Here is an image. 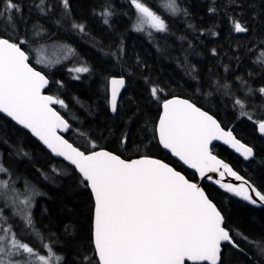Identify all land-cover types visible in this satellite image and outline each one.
<instances>
[{"label":"snow or ice","instance_id":"1","mask_svg":"<svg viewBox=\"0 0 264 264\" xmlns=\"http://www.w3.org/2000/svg\"><path fill=\"white\" fill-rule=\"evenodd\" d=\"M127 2L134 9L131 31L146 35L149 42H155V33L171 34L168 21L146 0ZM228 2L242 7L245 0ZM214 5L215 0L213 6L208 7V13L217 12ZM157 6L170 17L189 15L188 9L181 8L177 0H157ZM26 7L29 16H25ZM247 7H252V0H247ZM32 12L51 19L59 30L82 36L90 34L87 24L73 17L70 0H0V114L27 130L51 154L67 161L72 166L71 172L65 170L61 174L75 176L79 185L90 191L91 248L85 251L92 255H81L78 264H230L222 245L242 252L238 239L259 244L238 229L226 226L225 215L205 191L167 163L148 156L126 160L91 140L89 146L81 150L59 134L67 132L71 125L53 106L68 109V105L59 97L44 94L50 80L33 66L32 61L50 70L64 60L78 59V53L71 45H63L59 59L51 60L46 56L41 40L52 41V37L43 25L29 27ZM92 15L111 28L117 13L115 5L104 0L99 8L92 9ZM261 16L264 17V13ZM253 19H256L254 10ZM229 21L236 33L250 31L245 23L232 16ZM188 27L194 30L193 25L188 24ZM104 54L118 59L123 57V42L116 46V51ZM211 54L216 56V49H212ZM137 60L139 62V58ZM254 63L264 65V50ZM224 67L227 71V65ZM91 71L86 62L68 68L74 80H80L81 74ZM194 72L193 67L189 74ZM192 79L197 77L192 75ZM236 79L241 89H246L239 96L230 90L228 83L212 81L211 87L228 97L240 116L253 120L246 107L248 98L255 93L264 98V86L253 89L241 77ZM55 83L63 87L62 81ZM145 83L150 97L160 101L163 89L147 78ZM125 84L121 75L105 78L102 85L109 93L107 104L113 113L118 110V98ZM212 95L211 91L207 93L208 97ZM160 107L162 111L152 132L164 149L194 169L201 179L212 180L207 174L218 173L220 179L214 182L220 188L248 204L264 205V192L213 155L209 145L213 141H223L245 160L254 155L251 147L237 140L231 130L222 128L210 111L194 100L163 99ZM258 110L264 114V103ZM256 123L258 131L264 135V119ZM80 135L88 139L86 134ZM127 142L128 134H122L120 143L126 145ZM0 143L11 147L15 155L31 159L23 147L11 145L3 131H0ZM38 171L45 180L50 179L48 174ZM52 172L58 169L53 167ZM225 175L240 183H224ZM17 179L19 177L14 179L12 170L5 167L0 158V264H62L65 258L54 250L59 240L53 238L55 234L46 236L41 231L32 212L35 197L44 193L27 180L23 190L17 188ZM65 232L71 235L68 226ZM259 252L264 256V245L259 247Z\"/></svg>","mask_w":264,"mask_h":264},{"label":"trees","instance_id":"2","mask_svg":"<svg viewBox=\"0 0 264 264\" xmlns=\"http://www.w3.org/2000/svg\"><path fill=\"white\" fill-rule=\"evenodd\" d=\"M103 2L70 0L73 17L87 24L88 36L59 30L51 19L35 12L30 14L29 27L31 24L43 25L52 41L71 45L76 53H82H78V59L64 60L50 70L32 61L33 66L50 80L45 92L63 99L68 105V109L55 105L71 125L65 137L81 150H85L91 140L98 147L125 159L157 157L181 171L188 179L197 181L192 172L163 151L157 139L153 138L152 129L159 117L162 100L181 96L196 101L198 106L210 111L224 128L232 130L240 141L253 149L254 155L247 161L222 145H214L212 152L264 192V135L258 133L256 126V121L264 119V114L258 110L264 98L258 93L248 98L246 107L253 115V120H249L240 116L228 97L211 87L212 81L228 83L230 90L239 96L246 89H241L236 77H241L253 89L264 86V65L254 63L264 50V17L261 16L264 13V0H252L251 8L247 7V0L242 7H235L228 0H215V14L207 11L209 6H213V0H177L181 8L188 9L187 17H170L161 12L157 0H146L150 7L164 16L170 28L171 34L155 33V42H149L144 34L131 31L134 9L127 0H109L115 5L117 15L112 19L111 28L105 26L92 15V9L99 8ZM253 10L256 19H253ZM25 16H29L27 7ZM229 16L245 23L250 31L234 32ZM188 24L193 25L194 30ZM212 32L216 35H212ZM52 41L41 40V44ZM121 42L125 48L123 57L106 58L102 55L116 51V46ZM212 49H216V56L211 54ZM81 62H86L92 71L81 74L80 80H74L68 68ZM193 67L195 72L190 75ZM119 75L125 77L126 85L118 100L117 112L111 114L107 104L108 92L102 85L105 78ZM192 75L197 79H192ZM145 78L163 89L160 101L148 94ZM55 81H62L63 87ZM209 91L213 93L211 97L207 96ZM0 131L11 145L23 147L31 155V159L17 156L11 147L0 143L2 162L12 170L14 179L19 177L16 187L21 189L27 180L44 193L35 197L32 212L41 231L46 236L55 234L53 238L59 240L60 245L55 250L65 258L62 264H78L81 255H92L90 251H85L91 248L90 191L80 186L75 176L62 175L65 170L70 173L72 167L54 158L36 139L2 114ZM80 133L86 134L88 139ZM125 133L128 134V142L122 145L120 137ZM53 167L58 172H52ZM38 169L48 174L50 179L45 180ZM202 186L225 215L226 226L238 229L250 240L259 242L249 244L238 239L242 252L222 245L230 264H264V256L259 252V247L264 245V205L248 204L220 188L214 181L203 182ZM65 226H68L71 235L65 232Z\"/></svg>","mask_w":264,"mask_h":264},{"label":"water","instance_id":"3","mask_svg":"<svg viewBox=\"0 0 264 264\" xmlns=\"http://www.w3.org/2000/svg\"><path fill=\"white\" fill-rule=\"evenodd\" d=\"M37 69V68H36ZM38 70V69H37ZM119 76H121V75H119ZM125 78V77H124ZM126 81V80H125ZM126 85V84H125ZM46 90V89H45ZM45 90H44V94H47V95H50V94H48L47 92H45ZM124 90V88L121 90V93H122V91ZM108 95H109V93H108ZM121 95V94H120ZM173 97H178V98H182V99H187V98H184V97H181V96H172V97H169V98H167V99H171V98H173ZM119 98H120V96H119ZM119 98H118V100H119ZM53 107H55V105L53 106ZM110 109V108H109ZM162 111V109L160 110V112ZM110 112H111V114H114L111 110H110ZM3 115V114H2ZM159 115H160V113H159ZM214 116V115H213ZM215 117V116H214ZM7 118V117H6ZM216 118V117H215ZM7 119H9L10 120V118H7ZM158 119H159V117H158ZM158 119H157V122H158ZM217 119V118H216ZM156 122V123H157ZM219 122V121H218ZM14 123V122H13ZM15 124V123H14ZM18 126V125H17ZM222 126V125H221ZM18 127H20V126H18ZM222 128H224L223 126H222ZM22 129V128H21ZM225 130H230V129H226V128H224ZM24 131H26L27 132V130H25V129H23ZM232 131V130H231ZM257 131H258V127H257ZM28 133V132H27ZM65 133L66 132H60L59 134L60 135H62L65 139H67L66 137H65ZM258 133L260 134V135H262L259 131H258ZM30 136H31V134L30 133H28ZM232 134H233V136L237 139V140H239L236 136H235V134L233 133V131H232ZM34 139H36L35 137H33ZM37 140V139H36ZM68 140V139H67ZM38 141V140H37ZM157 141H158V139H157ZM240 141V140H239ZM39 142V141H38ZM70 143H72L71 141H69ZM241 143H243L242 141H240ZM40 143V142H39ZM41 144V143H40ZM222 145V146H225L226 148H228L231 152H233L235 155H237L238 157H240L241 159H243V160H245L244 158H243V156H241L239 153H237L233 148H231L230 146H228V145H225L224 143H223V141H213L210 145H209V148H210V150H211V152H212V147L214 146V145ZM243 144H245V143H243ZM42 145V144H41ZM74 145V144H73ZM246 146H248V147H250L249 145H247V144H245ZM43 146V145H42ZM75 146V145H74ZM159 146L161 147V149L163 150V151H165L166 153H168L174 160H176L177 162H179L185 169H187V170H189L190 172H192L196 177H197V181H194V180H190V179H188L181 171H179V170H177L176 168H174L172 165H170L169 163H167V162H165V161H163V160H161V159H159V158H157V157H152V156H148V157H150V158H154V159H159V160H161L162 162H164V163H167L170 167H172L174 170H176V171H178V172H180L182 175H184L188 180H190L191 182H194V183H197L201 188H202V190L203 191H205L204 190V188H203V186H202V183L203 182H205V183H211V182H213V181H215V180H217L218 179V173H208L207 175L208 176H211L212 177V180H209V179H207V178H204V179H201L200 178V176H199V174L198 173H196L195 172V170L194 169H190L187 165H185L184 163H183V161H181V160H179V158L178 157H175V156H173L172 154H171V152L169 151V150H167V149H164L160 144H159ZM43 148L47 151V152H49L50 153V151L48 150V149H46V147H44L43 146ZM105 150H107V149H105ZM109 151V150H108ZM111 152V151H110ZM51 154V153H50ZM115 154V153H114ZM212 154L213 155H215L213 152H212ZM54 158H56V159H59V160H62L63 161V158H61V157H56V156H54L53 154H51ZM117 155V154H116ZM218 159H220V160H222L223 162H224V160L223 159H221L220 157H218L217 155H215ZM141 156H139V157H133V158H129V159H126V160H131V159H138V158H140ZM122 158V157H121ZM123 159H125V158H123ZM250 159V158H249ZM249 159H247V160H249ZM247 160H245V161H247ZM64 163H66L67 165H69L68 164V162L67 161H63ZM70 167H72L71 165H69ZM228 177L231 181H230V183L231 184H233V185H238L239 183H240V181H236L233 177H231V176H228V175H225V177ZM225 177L223 178V182L225 181ZM225 183V182H224ZM206 193V192H205ZM207 195V194H206ZM92 216H93V210H92ZM188 264H191V262H188Z\"/></svg>","mask_w":264,"mask_h":264},{"label":"rangeland","instance_id":"4","mask_svg":"<svg viewBox=\"0 0 264 264\" xmlns=\"http://www.w3.org/2000/svg\"><path fill=\"white\" fill-rule=\"evenodd\" d=\"M122 12H124V11H122ZM64 44L63 43H60V42H51V43H48V44H45L44 45V48L42 49V51H43V53L46 55V56H48L51 60H56V59H59V57H60V54H61V52H62V46H63ZM79 54H82L80 51H77ZM198 53H200V51H198ZM102 55H104L106 58H107V56L103 53ZM109 57H112V56H109ZM33 62L35 63V61H34V59H33ZM36 64V63H35ZM37 65H39V64H37ZM58 64H56L55 65V67L57 66ZM40 67H42V68H44L42 65H39ZM55 67H52V68H55ZM51 68V69H52ZM44 69H48V68H44ZM257 126V125H256ZM230 179L226 176L225 177V183H230ZM23 186L21 187V190H23L24 189V185H25V183H23L22 184ZM6 214H9L8 212H7V210H6ZM60 245V243H58V244H55L54 245V250H55V247L56 246H59ZM55 252L57 253V254H59L56 250H55ZM60 255V254H59Z\"/></svg>","mask_w":264,"mask_h":264},{"label":"flooded vegetation","instance_id":"5","mask_svg":"<svg viewBox=\"0 0 264 264\" xmlns=\"http://www.w3.org/2000/svg\"><path fill=\"white\" fill-rule=\"evenodd\" d=\"M218 179H220V177L218 176Z\"/></svg>","mask_w":264,"mask_h":264}]
</instances>
